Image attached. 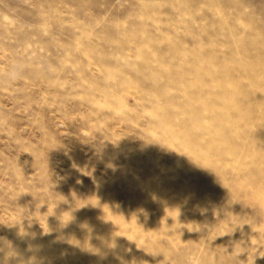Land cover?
<instances>
[{"label":"rangeland","instance_id":"1","mask_svg":"<svg viewBox=\"0 0 264 264\" xmlns=\"http://www.w3.org/2000/svg\"><path fill=\"white\" fill-rule=\"evenodd\" d=\"M0 264H264V0H0Z\"/></svg>","mask_w":264,"mask_h":264},{"label":"clouds","instance_id":"2","mask_svg":"<svg viewBox=\"0 0 264 264\" xmlns=\"http://www.w3.org/2000/svg\"><path fill=\"white\" fill-rule=\"evenodd\" d=\"M23 72L24 65L21 63H14L5 70V72L2 74V79L10 85L15 84L22 78ZM12 254L13 253L9 252V255Z\"/></svg>","mask_w":264,"mask_h":264},{"label":"bare ground","instance_id":"3","mask_svg":"<svg viewBox=\"0 0 264 264\" xmlns=\"http://www.w3.org/2000/svg\"><path fill=\"white\" fill-rule=\"evenodd\" d=\"M259 248V247H258Z\"/></svg>","mask_w":264,"mask_h":264}]
</instances>
